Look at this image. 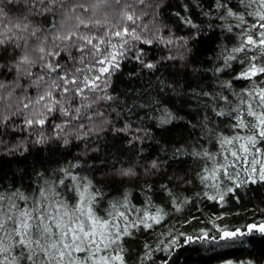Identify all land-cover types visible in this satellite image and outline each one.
I'll return each instance as SVG.
<instances>
[{
  "label": "snow or ice",
  "instance_id": "1",
  "mask_svg": "<svg viewBox=\"0 0 264 264\" xmlns=\"http://www.w3.org/2000/svg\"><path fill=\"white\" fill-rule=\"evenodd\" d=\"M238 2L244 5L245 14L233 11L229 7V0H212L209 10L203 13L206 16L212 15L213 10L219 13L216 19L224 23L217 27L224 32L232 33L233 27L240 29L238 45L230 50L226 45L222 46L217 57L223 61L222 66L214 68L215 74L232 69V61H238L240 65L247 64L231 80L219 82L220 88L227 89L229 94L224 91L210 92L199 85L196 88L189 85L184 108L174 103L168 106V101L164 99V89L168 85L162 82L161 91L154 99L150 98L146 103L135 105L137 108L147 109L145 115L155 121L156 127L163 131H168L169 126L180 124L191 130L192 135L186 139L193 142L174 147L171 159L178 160L181 156H190L199 161L195 179L212 194L203 191L198 195L216 202L221 208L227 204L226 197L229 194L235 195L236 189L249 183L264 184V0ZM5 3L13 4L17 3V0H0V49L5 54V45L14 44L15 47L23 49V54L18 59L14 58L15 63L8 71L14 70L18 77L28 79L33 87L43 92L34 102L23 104V109H30L31 103L40 105L43 109L33 113L32 118H25L24 123L29 128L38 126L41 129L45 124H49L57 131L58 139L60 133L66 132L67 124L73 119H81L70 111L72 101L76 97L87 100L88 97L84 95L87 90L89 93H103L100 99H115L107 94L109 80L120 69L121 61L131 50L130 40L139 41L144 45L152 44V40L142 39L141 35L137 34L135 26L139 17L135 15L134 10L132 14L127 11L124 14V18L133 27H123L111 32L100 20L83 18L93 15L96 10L107 8L109 0H95L91 5L84 0L75 4L73 0H23L33 17L58 10L64 19L74 22L72 30L62 31L65 24L53 21L49 35H43V39L38 33L42 34L44 30L36 27L29 16L18 18L16 22L8 21L3 6ZM114 3L123 6L126 0H114ZM138 3L145 4V0H138ZM253 6L254 10L247 12V9ZM181 7L183 11H188L187 4L181 3ZM197 7L202 5L197 3ZM128 8L131 9L130 4ZM245 15L255 18L250 26L247 25ZM176 16L182 25L195 29L196 33L188 39L170 37L167 43L173 44L178 39L180 47L189 52L191 49L188 41L196 39L201 33L200 27L194 23L191 16H182L180 12H177ZM230 20L236 23L232 24ZM49 39L52 42L51 48L47 47ZM29 41L32 43L29 44ZM249 52L252 54L248 55ZM33 53L36 54L35 58ZM76 53L80 54L79 57ZM240 53H244V56L238 60ZM147 55L141 48L137 50L134 58L143 68L156 70L159 61L153 63L146 60ZM0 59L4 57L0 56ZM77 61L84 67H75L74 70L68 68L69 62ZM4 67L5 65L0 64V69ZM233 81H249L251 87L237 92L233 89ZM69 85L71 87H68ZM7 88L8 86L0 81V103L11 100V90L7 92V96L4 95ZM56 90H59L63 97V103L57 98ZM69 92L72 93L71 97L66 95ZM230 95L235 97V100L230 99ZM7 107L10 108L11 104ZM87 107H92V104ZM193 111H197L196 117L188 118ZM75 112L80 113V107H77ZM132 112L133 109L129 108L128 113ZM54 113H60L68 117V120L64 124L54 125L49 119ZM96 115L103 116V113ZM87 118L92 119L91 116ZM193 119H197V123H193ZM14 124L11 116L0 115V149L3 150V155L15 154L17 151L23 155L28 151L24 144H8L3 139L7 135L5 129ZM80 127H83V124ZM197 129L200 130L198 134ZM130 130V123L126 128L117 129L126 134ZM139 131L140 129H136L137 133ZM90 133L91 130H88L84 135ZM47 139L41 133L34 143L43 144ZM201 139L208 144L218 145V150H208L200 144ZM128 142L142 143V139L139 135H134ZM69 143V139H63L64 145ZM162 163L159 157L152 159L146 171L159 169ZM79 167L78 163L67 162L65 166L53 169L50 175L37 172L35 185L23 189H10L8 186H2L0 181V264H128L125 247L127 241L135 239V234L141 230L154 229V226L161 224L168 215L164 209L154 206L150 198L146 200L147 207L137 208L131 203L128 194H124L122 199L110 200L106 208H101L103 194L89 177L75 171ZM119 174L135 176L136 172L129 167L121 170ZM161 188L167 191L170 197L173 195L168 185H161ZM173 203L175 205L176 201ZM187 203V199L180 201L176 211H180ZM243 228L246 231L241 228L230 230L218 227L216 231L219 232V237L212 236L211 239L233 241L256 232L264 235V221L246 224ZM181 235L184 234L172 236L170 246L176 245ZM185 239L189 243L193 241L192 236H186ZM197 239L209 240L208 232H203ZM163 243L159 241V244ZM167 250L159 246L153 248L146 242L142 254L137 257V264L154 261V251ZM229 264L232 262L229 261Z\"/></svg>",
  "mask_w": 264,
  "mask_h": 264
},
{
  "label": "trees",
  "instance_id": "2",
  "mask_svg": "<svg viewBox=\"0 0 264 264\" xmlns=\"http://www.w3.org/2000/svg\"><path fill=\"white\" fill-rule=\"evenodd\" d=\"M77 2L80 0H73V4ZM84 2L91 5L95 0H84ZM211 2L212 0H145V4H139L138 0H126V3L120 6L115 5L114 0H109L107 8H101L93 15L83 17L86 20H100L111 32L121 30L123 27H133L124 18V14L126 11L132 14L134 10L135 15L139 17L135 26L137 34L141 35L142 39L152 40V44L144 45L139 41L130 40L131 50L121 61L120 69L109 80L107 94L115 99L112 101L100 99L103 93H89L87 90L84 93L88 97L87 100L76 97L72 101L70 111L74 116L79 115L81 119H73L67 124L66 132L60 133L59 139L57 131L49 124H45L43 129L38 126L29 128L25 125V118H32L33 113L41 112L43 109L35 103H31L30 109H23V104L34 102L43 92L33 87L28 79L18 77L14 70L8 71L15 63V59L23 54V49L15 47L14 44L5 45L6 54L0 49V56L4 57L0 59V64L5 65L0 69V81L8 86L4 90V95L7 96L10 90L13 92L11 100L0 103V115L11 116L15 121L14 125L5 129L7 135L3 139L8 144H24L28 147V151L23 155H20L19 151L15 154L3 155V150L0 149L2 186H8L10 189L34 186L37 182V172L47 176L53 169L65 166L67 162L78 163L80 167L75 171L89 177L103 194L100 201L101 208H106L110 200L122 199L124 194H128L131 203L137 208L147 207L146 200L150 198L154 206L168 213L162 223L155 225L154 229L141 230L135 234V239L127 241L125 247L128 264H137V257L142 254L146 242L153 248L159 246L168 249L154 251V261H147V264H165V261L167 264H229V261L232 264H264V235L258 232L238 237L233 241L211 239L212 236L219 237V232L216 231L218 227H226L230 230L241 228L246 231L244 225L264 221V184L249 183L236 189L235 195L229 194L226 197L227 204L223 208L216 202L198 195L203 191L212 194L195 179L200 162L190 156H181L178 160L171 159L174 147L193 142L186 139L192 135L191 130L180 124L169 126L168 131H163L156 127L155 121L145 115L147 109L135 107L137 104L148 102L150 98L154 99L161 91L162 82L168 85L164 89V99L168 101V106L174 103L184 108L189 85L193 88L199 85L200 88L210 92L224 91L225 94H229L227 89L220 88L219 82L231 80L247 64L240 65L238 61H232V69L214 74V68L222 66L223 63L222 60L217 59L222 46L226 45L229 50L237 46L240 29L233 27L232 33L224 32L217 27L224 23L216 19L219 13L213 10L212 15H204L203 13L209 10ZM181 3L188 5L187 12L183 11ZM197 3L202 7H197ZM129 4L131 9L128 8ZM3 6L8 21L16 22L18 18L29 16L36 27L44 30L42 34L38 33L42 39L43 35H49L53 21L57 24H65V29L62 31L73 29L74 22L64 19L58 10L33 17L23 0L19 3H5ZM229 7L233 11L245 14L244 5L238 0H229ZM254 8L255 6L248 8L247 12H252ZM177 12L182 16H191L201 30L195 40L188 41L191 49L189 52H185L180 47L178 39L173 44L167 43L170 37L188 39L190 35L196 33L195 29L180 23L176 16ZM254 19L245 15L248 26ZM229 22L236 23L234 20ZM31 43L29 41V44ZM47 47H52L51 39ZM141 48L148 53L146 60L153 63L159 61L156 70L143 68L134 58L137 50ZM32 55L35 58L36 54ZM76 55L79 57L80 54L76 53ZM170 56L176 58L168 59L167 57ZM243 56L244 53L238 54V60ZM75 67H84V65L79 64L78 61L69 62V69L74 70ZM232 86L239 92L243 88L251 87V83L233 81ZM55 94L63 103L59 90H56ZM66 95L71 97L72 93ZM230 99L235 100V97L230 95ZM8 104H11L10 108L7 107ZM88 104H92V107H87ZM77 107H80V113L75 112ZM193 107L195 108L194 102ZM129 108L133 109L132 114L128 113ZM197 111L191 112L188 118H195ZM96 113H103V116H98ZM88 116L92 119H88ZM49 119L52 124L61 125L68 120V117L54 113ZM129 123L131 130L127 134L117 131L126 128ZM193 123H197V119H193ZM81 124L83 127H80ZM136 129L140 131L137 133ZM88 130H91V133L85 136L84 133ZM199 131L197 129L196 133L198 134ZM41 133L48 138L47 142L35 144L34 141ZM134 135H139L142 143L130 144L128 141ZM64 138L69 139L70 143L64 145ZM200 144L210 151L218 150V145L208 144L203 139L200 140ZM141 148L143 151H139ZM157 157L163 161L161 167L146 171L151 160ZM129 167L135 170V176L119 174L121 170ZM182 180L190 182L183 183ZM165 184L173 193L171 197L161 188V185ZM184 199L189 203L184 204L180 211H176V206H179V202ZM217 217L222 218L217 219ZM203 232H208L209 240L197 239ZM179 233L184 235L179 236L176 245L170 246L169 241L172 236ZM186 236H192L193 241L187 242ZM159 241L164 243L159 244Z\"/></svg>",
  "mask_w": 264,
  "mask_h": 264
},
{
  "label": "clouds",
  "instance_id": "3",
  "mask_svg": "<svg viewBox=\"0 0 264 264\" xmlns=\"http://www.w3.org/2000/svg\"><path fill=\"white\" fill-rule=\"evenodd\" d=\"M20 2V0H17V3H19Z\"/></svg>",
  "mask_w": 264,
  "mask_h": 264
}]
</instances>
